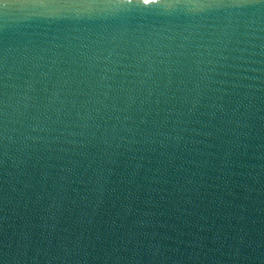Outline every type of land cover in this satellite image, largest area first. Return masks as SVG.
Wrapping results in <instances>:
<instances>
[{
	"label": "water",
	"instance_id": "water-1",
	"mask_svg": "<svg viewBox=\"0 0 264 264\" xmlns=\"http://www.w3.org/2000/svg\"><path fill=\"white\" fill-rule=\"evenodd\" d=\"M0 264H264V0H0Z\"/></svg>",
	"mask_w": 264,
	"mask_h": 264
}]
</instances>
